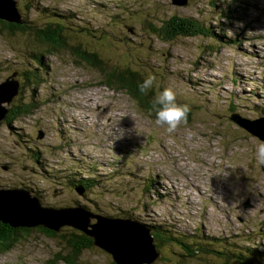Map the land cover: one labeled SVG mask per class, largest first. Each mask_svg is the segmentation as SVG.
Instances as JSON below:
<instances>
[{
    "label": "rangeland",
    "instance_id": "obj_1",
    "mask_svg": "<svg viewBox=\"0 0 264 264\" xmlns=\"http://www.w3.org/2000/svg\"><path fill=\"white\" fill-rule=\"evenodd\" d=\"M17 1L27 20L65 27L68 48L44 54L37 89L27 87L13 99L39 106L11 124L8 113L0 121V188L27 191L53 209L83 204L106 216L127 213L166 227L175 218L182 229L216 239L207 246L215 252L194 256L177 246L158 247L147 264H244L227 248L264 260V169L255 159L264 140L243 128L236 113L259 120L264 112L256 101L264 99V0H220L217 6L211 0H37L65 16L52 22L49 10L43 16L26 7L29 0ZM222 10L229 15L221 16ZM172 15L198 18L222 37L164 41L152 29ZM17 34L0 35V81L15 68H31L23 54L32 51L18 44H30L32 35ZM89 51L108 67L139 70L142 78L151 72L172 87L178 102L190 106L186 122L164 132L148 115L152 93L137 100L117 83L105 84L102 69L86 59ZM104 73L108 79L107 67ZM83 176L101 179L87 195L72 184ZM38 227H24L29 234L0 249V264H52L66 255L68 237ZM87 235L93 245L83 248L78 264H116Z\"/></svg>",
    "mask_w": 264,
    "mask_h": 264
},
{
    "label": "trees",
    "instance_id": "obj_2",
    "mask_svg": "<svg viewBox=\"0 0 264 264\" xmlns=\"http://www.w3.org/2000/svg\"><path fill=\"white\" fill-rule=\"evenodd\" d=\"M36 2L37 0H29L28 4L26 5L27 8L33 9L37 14H43L45 16L44 12L46 10L50 11V15L48 19L52 22V20L59 21L65 16H61L60 14H57L55 10H50L47 7L44 6H31L33 2ZM220 0H211L212 5H219L217 2ZM227 1V0H223ZM230 2H245L244 0H230ZM246 3V2H245ZM54 11V12H52ZM22 22L21 23H11L0 19V35L8 34V35H18V32L32 35L30 40V44H26L25 41L22 43L20 42L18 45H27L32 53H24L23 58L26 60V62L29 63L31 68H15L12 70L11 74L13 72L17 73L16 78L20 81V89H19V95L24 92L25 88H30L31 90L35 91L39 85L40 80V68L42 64V56L44 54H52L55 52V50H62L68 48V41L67 36L65 35L66 30L65 27L58 25L59 23H56V25L49 24L45 27H40L36 22H34L32 19L27 20L22 11ZM228 14L225 10L221 11V16L224 15V17H227ZM73 14H70V17H73ZM231 17V16H230ZM72 28V27H71ZM212 28V29H211ZM212 30V31H211ZM152 31L159 37H161L164 41H170L174 40L176 37L179 36H198L203 35L205 37H209L212 39L220 38L221 35L217 33V31L214 30L213 26L208 25L202 21H199L198 18H193L191 16H178V15H172L169 19L165 20L163 24L159 27H155L152 29ZM35 44L40 45V47H35ZM18 47V49H19ZM69 51V50H68ZM86 59H90L91 62L90 65L92 67H98L101 70L103 78V82L106 84V82L110 86H114L115 83L118 84L120 88L125 89L132 97L138 100L137 96H141V94L137 90V82L142 79L143 72L139 70H132V69H125L120 70L115 67H108L106 66V63L102 58H98L95 55H97V52H87ZM33 60L36 62V64H33ZM107 67V73L109 74V78L106 79V74L104 73V70L106 71ZM10 74V75H11ZM150 98V97H147ZM16 99V98H15ZM14 99V100H15ZM14 100L8 104V115L5 119V121L8 124H11L13 121L18 119L19 117L26 115L30 112H32L35 107H38L39 104L29 103L20 101L19 103H14ZM141 104V103H140ZM148 107L150 105H147ZM233 109H237L238 106L233 104ZM264 110V108H262ZM264 114V112H262ZM64 133H62V136ZM132 158V157H131ZM106 166V165H105ZM83 180L79 182H73L72 184L77 186L78 189L80 187L84 190V192L89 194V191L96 186L100 184V178H96L95 176L92 179H88V177H82ZM85 178V179H84ZM152 180V179H150ZM149 184V188H151L154 185V182L151 181ZM83 205V204H79ZM85 206V205H84ZM87 207V206H86ZM88 208V207H87ZM99 212L98 210H96ZM95 212V211H93ZM120 216H123L125 218L132 217L127 213L124 214H118ZM134 218V217H132ZM136 219V218H135ZM140 220V219H139ZM143 222L142 220H140ZM145 223V222H144ZM147 224V223H146ZM148 225V224H147ZM152 228V232L155 236V245L157 250L161 248L162 246H177L182 248L183 250L186 249L188 251L190 256H194L198 251L205 250L207 252H212L215 250L210 249L207 246L213 245L216 241L215 237L213 236L212 239L210 238H204L200 233H193V232H178L175 228L167 226L163 223H153L149 225ZM43 232L47 233L48 235L52 237H60L63 239L64 236L68 237V243H66L67 247L69 249H66V255H62L61 258L54 257L52 259V264H59V260H64L66 264H78L79 254L83 250L84 247L89 248V246L92 244L93 241L92 238L86 235L84 232L70 229L68 226L62 227L61 231L49 230L45 227H38ZM30 228H22V227H12L7 223H4L0 220V249H5L11 245H13L15 242H17L21 236H25L30 233ZM65 230L64 232H62ZM63 237H62V235ZM196 235V238L191 240L189 236ZM73 237V239L71 238ZM200 237L202 241H196L197 238ZM195 245L201 246L199 248L193 247ZM159 247V248H158ZM205 247V248H202ZM232 250L231 254H238V258L244 261V264H264V260H262L260 257L249 256L243 253V251H239L236 249H230ZM237 251V252H236ZM239 251V252H238ZM219 253L225 255L223 251H218ZM184 253V252H183ZM178 254V253H177ZM180 254V253H179ZM178 254V255H179ZM181 255V254H180ZM185 256V254H183ZM182 256V255H181ZM188 257V255H186ZM261 259V260H260ZM239 260V263H241ZM227 264L229 261L226 259ZM115 264V263H114ZM234 264V263H233Z\"/></svg>",
    "mask_w": 264,
    "mask_h": 264
},
{
    "label": "water",
    "instance_id": "obj_3",
    "mask_svg": "<svg viewBox=\"0 0 264 264\" xmlns=\"http://www.w3.org/2000/svg\"><path fill=\"white\" fill-rule=\"evenodd\" d=\"M186 1L173 0L176 4H184ZM17 2L0 0L1 20L11 23L23 21ZM16 76L17 73L13 72L0 82V121L8 113L10 101L19 93L20 81L14 78ZM251 124L248 129L253 133L255 131L264 139L260 121L251 120ZM78 190L84 195L81 187ZM35 207L39 208V212L34 211ZM92 219L98 222L92 223ZM0 220L12 227L43 226L58 231L62 227L73 226L94 237L96 244L112 254L116 264H147L149 257L159 254L152 228L138 219L129 217L117 220L111 216L96 214L84 205L53 209L41 205L29 192L21 189L0 188ZM90 226L92 229L89 230ZM137 230L140 232L137 233ZM105 231L106 237L103 236Z\"/></svg>",
    "mask_w": 264,
    "mask_h": 264
},
{
    "label": "clouds",
    "instance_id": "obj_4",
    "mask_svg": "<svg viewBox=\"0 0 264 264\" xmlns=\"http://www.w3.org/2000/svg\"><path fill=\"white\" fill-rule=\"evenodd\" d=\"M137 90L143 95L152 93L148 115L154 118V123L164 132L174 133L180 124L186 122L190 106L178 102L176 91L170 86L162 85L151 72L137 82ZM187 135L191 136L192 133L188 132ZM255 159L258 165L264 166V143L255 147Z\"/></svg>",
    "mask_w": 264,
    "mask_h": 264
},
{
    "label": "bare ground",
    "instance_id": "obj_5",
    "mask_svg": "<svg viewBox=\"0 0 264 264\" xmlns=\"http://www.w3.org/2000/svg\"><path fill=\"white\" fill-rule=\"evenodd\" d=\"M184 1V0H183ZM226 2V1H225ZM104 3L106 4V5H110V0H107V1H104ZM230 3H232V2H230ZM31 6H38V5H36L35 4V1L33 2V4L31 5ZM214 6V5H213ZM227 13H228V11H226ZM230 13V12H229ZM212 29V28H211ZM212 31V30H211ZM219 34V33H218ZM222 36H220V38H221ZM219 38V39H220ZM230 41H232L233 43H234V45H236V46H238V42H236L235 40H230ZM258 49L259 48H255V50H254V52H257L258 51ZM259 50H261V49H259ZM260 52H264L263 50H261ZM240 65H242V63L241 62H239V66ZM50 74V73H49ZM52 74V73H51ZM4 81V80H3ZM0 82H2V81H0ZM259 95H261V94H259ZM241 96V95H240ZM228 100H230V102H233V101H235V99H234V96H233V98H230V99H228ZM256 101H257V103L258 104H260V106L262 107V108H264V99H261V98H257L256 99ZM235 105H237L236 103H235ZM238 106V105H237ZM239 107V106H238ZM235 110H237V109H235ZM247 110V112L249 111L248 109H246ZM246 112V113H247ZM237 113V115L239 116V119H240V125L243 127V128H247L246 130H248L249 132H251V133H253L252 131H250L248 128H250L251 127V120L252 119H250V118H248V117H246V115H248V114H241V113H239V112H236ZM259 116V120L258 121H260V124H261V126H262V128H263V130H264V114L262 113V114H259L258 115ZM248 120V121H247ZM254 120V119H253ZM59 128H61V127H59ZM254 134L256 135V136H259V134L258 133H256L255 131H254ZM63 137L65 138V135H63ZM261 138V137H260ZM262 139V138H261ZM37 140V139H36ZM264 140V139H263ZM137 145V144H136ZM142 146V145H141ZM144 149V148H143ZM114 155V154H113ZM48 157H49V155H47ZM64 156V155H63ZM168 156V155H167ZM90 158H88V156L87 157H85V159H84V162L86 163L88 160H89ZM131 161H133V160H131ZM139 164V163H138ZM106 165V164H105ZM263 169H264V167L263 166H261ZM191 192V191H190ZM86 195V194H85ZM211 206V205H210ZM59 208H64V206H60ZM210 208H212V206L210 207ZM210 211V210H209ZM214 212V211H213ZM95 213L96 214H100V215H104V214H101V213H99V212H97V211H95ZM210 215V214H209ZM111 217H114V218H116L117 220L118 219H124L125 217H123V216H120V215H110ZM218 216V215H217ZM170 224L173 226V227H175V229L178 231V232H180V233H182V232H188V233H190L189 231V229H182L181 227H179L178 226V220L177 219H172L171 221H170ZM171 227V226H170ZM223 234V233H222ZM101 247V246H100ZM157 249V248H156ZM158 251V250H157ZM255 256L256 257H259L258 255H256L255 254ZM261 260V259H260Z\"/></svg>",
    "mask_w": 264,
    "mask_h": 264
},
{
    "label": "crops",
    "instance_id": "obj_6",
    "mask_svg": "<svg viewBox=\"0 0 264 264\" xmlns=\"http://www.w3.org/2000/svg\"><path fill=\"white\" fill-rule=\"evenodd\" d=\"M156 243V242H155Z\"/></svg>",
    "mask_w": 264,
    "mask_h": 264
}]
</instances>
